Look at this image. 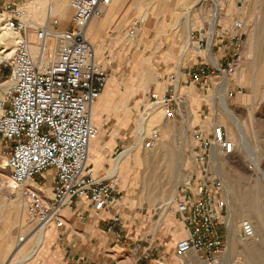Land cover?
Masks as SVG:
<instances>
[{
  "label": "rangeland",
  "instance_id": "rangeland-1",
  "mask_svg": "<svg viewBox=\"0 0 264 264\" xmlns=\"http://www.w3.org/2000/svg\"><path fill=\"white\" fill-rule=\"evenodd\" d=\"M1 1L0 108L8 88L10 59L17 44L16 35L8 30H2L5 22L1 15ZM35 1L41 0H34L33 5L24 7L28 13L27 20L42 24L50 3L43 2L41 4V14L35 15L33 8L38 6ZM140 1L144 0L132 1L134 2L132 4ZM256 1L146 0L144 6L150 11L142 9L139 12L131 13V15L128 13L123 23L126 27L135 20L142 23L135 37L128 35L129 26L124 33L106 28L96 39L95 42L100 43L97 57L99 62L108 70V81L114 78L121 90L133 91L134 83L130 81L131 67L133 65L138 66L143 62H146L161 75L162 83L156 93L159 95L157 101L151 100L153 94L151 91H135L128 98V109L123 110V113L131 115V120H133L131 125L117 127L115 122L111 120L110 114L106 113L103 116V123L106 124L107 128L112 132L114 131L123 140V150L136 145L138 142V127L142 122L143 127L147 125L148 133L146 137L158 133L160 143L157 147V153L150 150L146 154L143 142L140 148L138 146L139 154L143 151L145 153L141 156L138 155L141 158L140 160L135 155L134 158L138 159V163L134 160L132 162L131 176L124 192L120 189L122 179L120 178L117 180L118 182H114L120 192V197H122L120 206L126 222L129 216H132L133 220L140 218L144 222L143 224L146 225V230L143 233L138 231L139 235H135L134 239L129 238L128 241V244L139 241L142 247L141 250L135 251L133 245L125 247L124 244L118 242L121 248H117L114 252L113 248L115 246H112L110 259L114 261V264H122L125 261L134 262L135 258H139L143 248L150 247L152 240L150 235H154L153 241H155L154 244L159 245L160 253L152 262L147 264H183L181 259H179L180 262L178 261V256L173 251L175 244L172 245L174 235L177 236V242L185 238V236H178L183 232V227L176 218L175 203L182 198L183 187L189 184L194 176L200 175L201 167L196 162L197 143L193 135L194 130L201 129L208 136L212 133L213 125L224 127L229 141L234 145L232 154L223 157L222 164L214 165L212 161L209 170L215 177L220 179L223 176L226 177L225 179H227L233 191L232 196L233 198L236 197L234 198L236 216L238 218L240 216L241 219V227L237 234V248L246 250L245 253L239 254L242 256L239 258V262L264 264V81L254 86V74H264V0H258V11L254 10ZM70 2L71 0H64L57 6L52 4L54 14L58 20L71 22L73 12L70 8ZM61 8H63V11H60ZM159 9H162V12L155 14V11H159ZM143 16L148 21L147 26L149 28L146 30ZM190 24H193V26L189 29L187 25ZM214 24H217L216 28H219L227 44L236 42V40H241L243 43L242 59L238 70L235 75L229 78L223 77V81H220V78L214 80L212 87L206 92L195 85L178 86L177 82L179 80L185 81L180 75L182 69H191L201 62H205L208 68L207 71L211 72L215 67L216 58L219 63L218 52L220 49H213L215 56L211 55L214 58L216 57L215 60L207 52L210 61L205 59L204 51L201 53L196 52L200 50L190 40L193 31H199L204 27L208 29L209 26L214 28ZM156 25H162L164 30L159 33L158 29L154 28ZM196 25L198 26L196 27ZM185 27H187L186 32H189L188 38L184 31ZM87 38L91 42L89 32ZM139 38L141 39L139 40ZM34 44H37V41H34ZM49 45L53 47L54 41L49 42ZM204 48L206 49V45ZM186 49L190 51L187 52ZM209 50H211V45ZM35 56H37V51ZM52 60L53 56L51 54L47 62L51 63ZM220 63L225 64L224 61H220ZM170 72L178 74V80L174 83L168 80L167 77L163 78L165 74ZM170 84L176 86L177 96L180 97L179 108H176V112L173 114L170 112L171 115L160 101V97ZM189 88H192L194 93L197 88L198 93L201 94L199 101L204 100L207 104L202 108V111H198L199 122L191 127V131L187 128L183 130L186 119L183 104L187 106V100H185L187 94L185 95V93ZM256 94H258V97H256ZM121 95L118 96V101L121 99ZM229 110L233 112L235 118L228 113ZM194 111L197 112L196 109ZM158 113L159 115H157ZM155 115L157 116L153 120L152 117ZM151 120L154 124H151ZM220 120L223 122L218 123ZM168 125L169 131L164 130L160 134L159 127H167ZM189 137H191V140ZM4 145V141L0 137V264H50L54 255L52 242L49 243L47 249L42 251L38 241L41 239L44 242L45 233L43 236L37 234L41 226H38L37 222L29 216L14 189L7 185L6 160L1 154ZM127 151L129 150H126L124 154ZM130 154L131 152L123 159L128 161ZM168 159H171L175 164L173 169H167ZM147 170L149 175L153 173L155 179L151 183L152 186L159 187L155 198V206H157L155 210H151L147 202L141 203L139 199L138 187ZM136 177L139 178L136 180ZM43 180L44 182L50 181L45 178ZM179 190L181 195L175 200ZM223 194L228 199L225 191ZM167 202L171 203L169 210L167 213H162L160 204ZM227 202L229 206V200ZM60 214H64L68 221H62L64 226L59 227L58 234H65L67 228L74 227L76 229V226L80 225L68 209H63ZM162 215H165L164 220ZM58 219L55 222L59 226L61 220ZM249 219L256 221L259 234L256 238L243 241L241 237L243 232L242 222ZM261 220L263 225L260 222ZM230 224L231 221L229 222V234H227L228 241ZM21 238H25V241L21 242L23 245L18 248ZM243 244L249 245V247H244ZM227 250L228 245H226L225 252ZM135 254H137L136 257Z\"/></svg>",
  "mask_w": 264,
  "mask_h": 264
},
{
  "label": "built area",
  "instance_id": "built-area-1",
  "mask_svg": "<svg viewBox=\"0 0 264 264\" xmlns=\"http://www.w3.org/2000/svg\"><path fill=\"white\" fill-rule=\"evenodd\" d=\"M112 2L71 0V27L63 30L51 6L40 24L27 20L24 5L16 0H2L1 15L7 28L17 36V44L10 59L8 88L0 115V137L5 144L1 154L9 167L8 183L17 185L14 191L18 199L38 225L56 220L63 209L81 202L96 214L111 213L107 232L125 247L133 245V250L138 251L142 249L139 241L128 244L127 222L115 180L100 178L88 164L91 144L100 134L92 108L103 94L109 74L87 38V28L103 16ZM140 28L141 22L133 21L128 35L135 37ZM33 35L39 43L37 56ZM51 41L55 47L49 45ZM191 42L200 51L211 45L213 56L215 48L231 52L226 63L211 72L205 62L181 70L185 81L179 80L178 86L195 85L206 92L214 80L223 81V77L235 75L242 59L241 40L227 44L219 28L209 26L193 31ZM51 54L53 60L48 63ZM169 80L176 82L178 74L170 75ZM158 98V94H152L151 100ZM160 98L169 114L179 108L180 97L173 84ZM193 135L201 171L183 187L182 198L175 203L176 218L185 232V238L176 243L175 254H193L205 264H218L228 241L229 206L222 180L209 167L214 150L230 156L234 145L222 126L213 125L208 136L201 129H195ZM143 138V148L149 151L159 140V134ZM44 174H51L50 187L36 181ZM80 218L84 220L83 216ZM242 231L243 240L253 238L251 224L245 223ZM150 251V247L143 248L141 263L151 262Z\"/></svg>",
  "mask_w": 264,
  "mask_h": 264
},
{
  "label": "crops",
  "instance_id": "crops-1",
  "mask_svg": "<svg viewBox=\"0 0 264 264\" xmlns=\"http://www.w3.org/2000/svg\"><path fill=\"white\" fill-rule=\"evenodd\" d=\"M41 1L49 2L50 3L49 6L52 7V4H55L57 6L59 5L60 2L64 0H41ZM132 1H137V0H113L112 4L104 10L103 16L97 21L94 20L89 24L88 32L90 33L91 36L90 43L94 46L96 54L99 53L98 46L100 43L95 41L101 35V33H103L102 31L104 29L107 28L114 31L116 30L117 32L122 31L124 33V31L128 29V27L130 26L129 25L126 27L123 24L127 17V14L130 13L131 15V13L133 14V12L135 11L139 12L142 9H144L145 11L146 8L144 6V2H146V0L140 1L139 3H135V4H132L134 3ZM16 2L19 5L31 6L34 3V0H16ZM41 11H42L41 5L35 6L33 8V13L35 15L41 14ZM158 12H162V9H159V11H155V14L156 13L158 14ZM142 18L144 21L143 23H145V30H146L149 28L147 26L148 21L147 19L144 18V16ZM92 24L94 26H92ZM70 27H71V22L69 23L66 20H60V29L66 30L69 29ZM154 28L158 29L159 33L164 30L162 25H156ZM186 28L187 27H185L184 29L185 33H186ZM140 39L141 38H139V40ZM34 41H35V36L33 35V42ZM186 50L187 52L190 51L188 49ZM196 52L201 53L202 51H196ZM230 52H231L230 50L220 48L218 52L219 63L220 61H224L226 63L227 61L226 57L228 56V54H230ZM204 53L205 56L210 60L209 56L207 55V51H204ZM199 58L200 56L198 57V59ZM212 58L215 59L216 57L214 58L212 56ZM216 62L219 65L217 58H216ZM167 67H169V65H167ZM174 73L176 72H172V73L170 72L168 74H165L163 78L167 77L169 80V76ZM130 79H131L130 81L134 83V89H132L133 91L121 90L118 87L116 80L114 78H111L108 81L107 86L101 98L94 104L92 108V116L95 124L100 129V134L99 137L91 144L90 152H89V161H88L89 167L93 171H95L100 178L109 179L112 176H116L118 179L121 178L122 183L120 184V189L123 192L127 188V182L131 176V165L133 160L136 163H138V159L134 158L135 155H137L138 157V155L141 156L143 153H145L144 151H147L144 150L141 154H139L138 152L139 149H135V147L138 144L140 148L144 139L143 136L145 134L147 135V133L145 132V130L142 129L144 128L142 122L138 127V133H137L138 142L136 143V145L134 147H129L123 150L124 147L123 140L119 136H117L114 133V131L112 132L110 131L109 128H107L106 124L103 123V116L106 113L110 114L111 120L115 122L117 127L127 126L129 124L131 125L133 123V120H131V115H128V113L125 114L123 113V110L125 111V109H128L127 106L128 98L132 94H134L135 91L139 92L146 90V91H151V93L153 94H156L162 85L161 75L158 72H156L151 66H149L146 62H143L138 66L133 65L131 67ZM140 84H142V86ZM196 90L197 91L194 93L193 89L189 88L187 90V93H185V95L187 94L185 98V100H187V106H184L183 104V108L185 110V117H186L183 125V130L186 128L185 126L188 125L194 126L196 122H199V115L197 113L198 111H202V108L207 105L205 104L204 100L199 101L201 94L198 93L197 88ZM120 94H122L121 99L118 101V96H120ZM194 109H196L197 112H195ZM164 130L168 132L169 125L167 127H159L160 134ZM126 150H131V154L129 156L128 161H126L122 157V155ZM140 159L141 158H139V160ZM43 178L48 179L50 181L44 182ZM137 178L139 177H136V180ZM36 181L39 184H45L47 187H50L51 174H44L42 176H39L36 179ZM140 187H141V183L138 187L139 190ZM180 195H181V191H179V193L175 197V200ZM139 199L141 203L147 202L144 199V197L141 195H139ZM65 209H68L73 214L76 221H78L77 223H79L80 225H77L76 229L74 227L67 228L65 234L64 233L58 234L60 229L59 227L64 226L62 221H68L67 217L64 214H60V217L58 219L61 220L59 222V226L57 225L55 220L48 225V227L45 230V239L43 244H41V248L42 251L47 249L49 243L52 242V247H54V255L53 258H51L50 264H114V261H111L110 259V253H111L110 250L112 246H115L113 248V251L116 252V249L121 248V245L117 242L113 234L107 232V228L110 225L112 219L111 213L103 212L100 214H96L90 209L88 204H84L81 202H76L75 204H73L72 208H65ZM150 209L155 210V208L152 206H150ZM80 216H83L84 220H81ZM162 216H164L163 217L164 220L165 215ZM131 217L132 216H129V218L127 219L128 222L127 236L130 239H134L135 235L136 236L139 235L138 231L143 233L146 230L145 228L146 225L143 224L144 222H142L140 218H135L133 220ZM150 236L152 237L150 243L151 251L150 254H148V257L151 259L152 262L154 258H156L160 253V248L158 244H154L155 243V241H153L154 235H150ZM178 236L179 237L185 236V232L184 231L181 232ZM237 242L238 239L234 242V244H231L228 241L227 243L228 250L222 256L221 261L218 264H254L253 262H249V263L245 261L243 263L239 262V258L242 257L239 254L245 253L246 250L238 249ZM172 243H173L172 245L175 244L176 246L177 243L176 235H174V237L172 238ZM243 246L249 247V245L246 244H243ZM173 251L175 253V247L173 248ZM136 256L137 254H135V257ZM141 257H142V253L139 258H135L134 262L125 261L122 264H138V263L141 264L140 262ZM188 257H193L195 258V260L187 261ZM179 259H181V261L185 264H205L193 254H189L186 257H182V258L178 257V261Z\"/></svg>",
  "mask_w": 264,
  "mask_h": 264
},
{
  "label": "bare ground",
  "instance_id": "bare-ground-1",
  "mask_svg": "<svg viewBox=\"0 0 264 264\" xmlns=\"http://www.w3.org/2000/svg\"><path fill=\"white\" fill-rule=\"evenodd\" d=\"M35 2H37L38 3V5L40 4H43V1H35ZM54 9V8H53ZM258 9H259V5H258V0L256 1V3H255V7H254V10L255 11H258ZM60 11H63V8H61L60 9ZM59 11V13L61 14V12ZM64 16V15H63ZM220 17V16H219ZM95 23V22H94ZM189 24V23H188ZM92 26H94L93 24H92ZM188 26V28L190 29V28H192V26H193V24H190V25H187ZM198 25H196V27H197ZM216 26H217V24H214V28L213 29H215L216 28ZM95 27H96V25H95ZM97 29V28H96ZM188 29V30H189ZM2 30H8L9 32H11L8 28H7V26H6V24H5V26H4V28L2 29ZM93 30V29H92ZM90 31V30H89ZM190 31V30H189ZM93 32V31H92ZM12 33V32H11ZM3 34H5V33H3ZM13 34V33H12ZM87 34H88V28H87ZM186 34H187V38H188V35H189V32L187 33L186 32ZM3 36V35H2ZM5 36V35H4ZM3 36V37H4ZM35 36V35H34ZM16 40H17V38H16ZM190 40H191V36H190ZM35 41H37V39H36V37H35ZM186 42V41H185ZM34 43V42H33ZM188 44H189V42H188ZM55 45L56 44H54V45H52V46H54L55 47ZM192 47V46H191ZM197 49H198V47H197ZM35 50L37 51V52H39V43H38V41H37V44H35ZM59 49H58V47L56 46V51H58ZM199 50V49H198ZM209 47H208V49L207 50H205V51H207L208 52V54L212 57V55H211V50H209ZM13 54H14V52H12V56H13ZM215 60V59H214ZM212 63H213V61H212ZM214 65H215V67H218V64H217V62H214ZM152 70V69H151ZM140 72V71H139ZM255 75V78H254V86H256V85H259V84H261L263 81H264V74H261V73H257V74H254ZM143 77V76H142ZM146 78V77H145ZM147 80H149V79H147ZM113 81V80H112ZM145 82V81H144ZM151 82H152V80H151ZM111 84V83H110ZM149 84V83H148ZM141 86H142V84H140ZM149 86V85H148ZM258 87H260V86H258ZM146 91V90H145ZM259 93V92H258ZM102 96V95H101ZM256 97H258V94H256ZM101 98V97H100ZM99 98V99H100ZM251 109V108H250ZM249 110V109H248ZM252 110V109H251ZM1 113H2V106H1V108H0V115H1ZM228 113L232 116V117H234L235 118V116H234V114H233V112L232 111H228ZM157 115H159V113L157 114ZM157 115H155V116H153L152 117V119L154 120V118L157 116ZM153 120H151V124H154L153 123ZM237 120V119H236ZM220 122H223L222 120H220V121H218V123H220ZM237 122V121H236ZM234 124V123H233ZM146 127H144V128H142L143 130H145V132L146 133H148V129H147V125H145ZM234 126V125H233ZM232 126V127H233ZM191 127L192 126H190V125H188V126H186V128L188 129V130H190L191 129ZM186 130V129H185ZM191 131V130H190ZM189 131V132H190ZM143 134V133H142ZM144 135V134H143ZM146 135V134H145ZM191 136V135H190ZM138 137V136H137ZM140 138V137H139ZM142 138V137H141ZM195 138V137H194ZM189 139L191 140V137H189ZM158 144H160L159 143V141H157L156 142V144H155V148L153 147V150L151 149V152L152 151H155V153H157V147L159 146ZM138 146H139V144L135 147V149H137L138 148ZM134 149V148H133ZM150 151V150H149ZM131 152V150H129V151H127L124 155H123V158H125L126 157V155H128L129 153ZM128 153V154H127ZM146 154H147V151H146ZM223 157H226V156H224L223 154H221L218 150H215V153H214V155H213V159H212V161H213V164L214 165H216V164H222L223 163ZM126 161H127V159H126ZM174 163L172 162V160L171 159H168V161H167V165H166V167H167V169H173L174 168ZM222 166V165H221ZM223 171V170H222ZM221 171V172H222ZM223 174V173H222ZM112 179H114L115 180V182H118L117 180H118V178L116 177V176H112L111 177ZM226 177H221V179H222V182L225 184L224 185V191H225V194L227 195V197H228V199H226V196L224 195V197H225V199H226V201L227 200H229V212H230V215H229V220L231 221V224H230V236H229V242L231 243V244H234V242L237 240V234L239 233V229H240V227H241V219H240V216H239V218L236 216V207H235V205H234V198H236L235 196H234V198H233V196H232V194H233V191H232V188H230V185L228 184V182H227V179H225ZM229 180V179H228ZM153 181H155V179H154V176H153V173H151L150 175L148 174V170L145 172V174L143 175V177L141 178V187H140V190H139V195H141V196H143L144 197V199L148 202V204L150 205V206H152V207H157V206H155V198L157 197V192L159 191V187H154V186H152V182ZM118 185V184H117ZM189 184H187L186 186H188ZM185 186V187H186ZM161 188V187H160ZM181 188V187H180ZM180 191V190H179ZM175 203V202H174ZM228 203V202H227ZM236 203H238V201H236ZM170 204L171 203H169V202H167V203H162V204H160V209L162 210V213H167L168 212V210H169V206H170ZM239 204V203H238ZM240 205V204H239ZM238 206V205H237ZM243 208V207H242ZM241 211V210H240ZM240 214V213H239ZM242 215V214H241ZM246 217H247V215H246ZM243 218V217H242ZM254 219V218H253ZM253 219H249V220H247V221H243L242 223V230H243V226H244V224L245 223H249V224H251L252 225V227H253V231H254V236H253V238H256L257 236H258V234H259V232H258V230H257V223H256V221H254ZM52 221H54V220H52ZM229 221V222H230ZM51 222V221H50ZM50 222H47V223H44V224H39L38 226H41V228L37 231V234H39V236H43V234L45 233V230H46V228H47V226L49 225V223ZM261 222V224L263 225V221L261 220L260 221ZM264 226V225H263ZM42 238V237H41ZM252 239V238H251ZM243 240V239H242ZM25 241V238H21L20 239V243H18L19 245H18V248H21L22 247V245L23 244H21V242H24ZM244 241V240H243ZM41 244H43V241H41V239L38 241V245L40 246ZM179 258H182V257H179ZM189 260H191V261H194L195 260V258H193V257H188L187 258V261H189ZM183 264H185V263H183Z\"/></svg>",
  "mask_w": 264,
  "mask_h": 264
},
{
  "label": "water",
  "instance_id": "water-1",
  "mask_svg": "<svg viewBox=\"0 0 264 264\" xmlns=\"http://www.w3.org/2000/svg\"><path fill=\"white\" fill-rule=\"evenodd\" d=\"M6 169L9 170V167H8L7 165H6ZM7 185H8L10 188H12V189H16V188H17V185H16V184H13V183H12V184L8 183Z\"/></svg>",
  "mask_w": 264,
  "mask_h": 264
}]
</instances>
